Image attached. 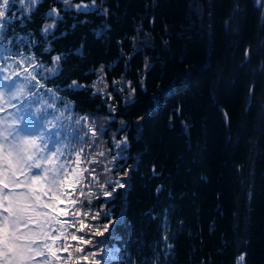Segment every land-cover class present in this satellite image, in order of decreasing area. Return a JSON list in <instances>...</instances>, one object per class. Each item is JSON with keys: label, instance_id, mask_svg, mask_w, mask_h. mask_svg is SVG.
Listing matches in <instances>:
<instances>
[{"label": "trees", "instance_id": "1", "mask_svg": "<svg viewBox=\"0 0 264 264\" xmlns=\"http://www.w3.org/2000/svg\"><path fill=\"white\" fill-rule=\"evenodd\" d=\"M80 3L89 7L77 9ZM30 7L3 34L13 41L11 53L18 52L8 73L42 74L44 89L61 98L56 114L71 116L69 125L86 117L98 131L86 148L96 163L87 167L101 182L110 176L126 184L85 207L107 214L87 223L114 221L104 236H93L97 259L237 264L243 255L240 264H264V6L255 0H39ZM7 14L20 16L19 5ZM46 25L54 27L45 34ZM54 56L61 59L52 75L45 69ZM21 57L42 67L33 70ZM73 81L86 87L69 88Z\"/></svg>", "mask_w": 264, "mask_h": 264}, {"label": "snow or ice", "instance_id": "2", "mask_svg": "<svg viewBox=\"0 0 264 264\" xmlns=\"http://www.w3.org/2000/svg\"><path fill=\"white\" fill-rule=\"evenodd\" d=\"M38 2L0 0V35L6 32L12 21L23 22L25 16L33 11L30 6ZM69 2L63 0L65 5ZM255 4L264 6L262 0H255ZM16 5H19L21 15L9 16L7 13ZM81 7L89 5H76L77 9ZM239 11V5L235 6L234 14ZM51 13H57V9L53 8ZM53 27L46 25L44 33ZM21 39L17 37L16 42ZM12 43L9 38V45ZM4 51L10 55L5 56L4 63L0 64V80L4 82L0 85V264H102L97 259L101 253L92 250L98 243L93 236H104L114 221L87 223V218L92 221L107 219V214L106 211L93 213L85 207L90 209L101 196L111 198L126 184L119 179L113 182L110 176L101 182L94 175L95 170H90L87 165L96 161L86 148L93 146L97 129L84 123L86 117L75 119L69 125L67 120L73 119L71 116L65 117L63 112L57 115L55 101L61 98L54 90L44 89L37 79V75L42 74H34V71L24 68L23 77L14 81L13 77L20 76V72L7 74L13 68L8 61L14 57L10 47L6 46ZM247 57L248 50H245V59ZM26 59L29 68L42 67L31 63L34 57H21V61ZM60 59L59 56L52 57L54 66L45 71L55 75ZM147 67L149 65L146 64ZM68 87L86 86L73 81ZM41 89L50 94L52 104L46 102ZM101 91L97 89V92ZM65 108L70 111L69 105L66 104ZM49 109H52L51 113ZM84 127L88 132H84ZM122 144H126V138L116 141L115 147L121 149ZM105 171L110 172L111 169ZM124 175L126 177L128 171ZM113 183L115 187H112ZM93 186L98 192L93 191ZM109 187L111 191L107 190ZM243 260L241 255L237 264Z\"/></svg>", "mask_w": 264, "mask_h": 264}, {"label": "rangeland", "instance_id": "3", "mask_svg": "<svg viewBox=\"0 0 264 264\" xmlns=\"http://www.w3.org/2000/svg\"><path fill=\"white\" fill-rule=\"evenodd\" d=\"M80 5H86V4H84V3H80ZM81 9H85L84 7H81ZM13 80L14 81H17L16 80V77H13ZM4 82L2 81V80H0V85H2ZM114 141V140H113ZM95 169V168H94ZM97 175V174H96ZM88 179H91V177H88Z\"/></svg>", "mask_w": 264, "mask_h": 264}, {"label": "water", "instance_id": "4", "mask_svg": "<svg viewBox=\"0 0 264 264\" xmlns=\"http://www.w3.org/2000/svg\"><path fill=\"white\" fill-rule=\"evenodd\" d=\"M221 112H222V117H223V119L226 121L227 120V118H226V114H225V112L221 109Z\"/></svg>", "mask_w": 264, "mask_h": 264}]
</instances>
